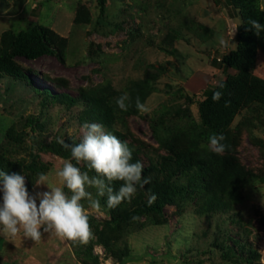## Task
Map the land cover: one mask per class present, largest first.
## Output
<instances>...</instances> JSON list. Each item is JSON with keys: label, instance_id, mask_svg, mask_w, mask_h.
I'll return each mask as SVG.
<instances>
[{"label": "rangeland", "instance_id": "rangeland-1", "mask_svg": "<svg viewBox=\"0 0 264 264\" xmlns=\"http://www.w3.org/2000/svg\"><path fill=\"white\" fill-rule=\"evenodd\" d=\"M258 4L264 10V0ZM239 22L224 0H105L102 13L96 0H0V55L28 81L0 74V158L25 177L30 195L50 190L36 184L41 173L57 186L55 173L65 160L95 175L71 154L62 158L48 147L66 137L80 141L81 125L99 121L89 118L80 100L70 106L44 100L43 88L76 97L105 87L128 93L134 106L116 112L110 123L143 167L160 160L170 142L189 149L193 159H224L243 171L230 182L225 210L200 212L204 189L177 171L170 180L179 191L160 214L114 223L108 209L100 204L93 211L84 200L93 233L87 244L54 231L39 241L22 232L5 240L0 233V264H264V104L235 112L220 132L226 146L221 153L212 150L198 113L201 91L235 72L211 60L234 48ZM33 26L49 30L56 54H10L12 37ZM251 73L264 80V37ZM137 97L149 112L138 111ZM150 173L155 179L161 174L159 168ZM88 191L99 199L95 188ZM143 197L135 194L120 208Z\"/></svg>", "mask_w": 264, "mask_h": 264}, {"label": "trees", "instance_id": "trees-1", "mask_svg": "<svg viewBox=\"0 0 264 264\" xmlns=\"http://www.w3.org/2000/svg\"><path fill=\"white\" fill-rule=\"evenodd\" d=\"M224 2L236 9L239 16L240 22L236 26L235 46L221 54L217 60L212 59L211 61L222 69L232 68L235 72L226 74L216 84L208 85L201 91L202 99L198 103L200 124L204 131L211 133L210 136L221 134L240 107L253 102L264 104V80L251 73L256 47L264 37V30L256 34L249 23L250 20L255 19L264 24V10L259 7L258 0H224ZM104 4L105 0H96L99 13H102ZM11 40L9 46L12 55L33 59L44 54H56L50 43L49 30L42 26H33L27 31L18 32ZM0 74L27 81L24 72L14 66L4 53L0 55ZM221 84H223L222 88L219 87ZM214 92L222 93L218 100H213ZM39 93L44 100L61 102L67 106L73 105L77 100L82 101L89 118L99 121L110 133L120 137L110 122L114 119L116 112L122 111L115 103V99L121 94L109 87L82 93L77 97L63 91L50 93L47 88L40 89ZM131 106H134V103L129 104V107ZM196 133L201 134L199 131ZM6 134L8 136V133ZM9 136L12 137V135ZM62 140L69 145L80 142L69 137ZM163 145L167 153L161 156L160 160L150 161L143 167V176L150 175L151 182L144 187L137 186L136 194L139 197L143 194L142 200H136L130 208H120L118 205L109 209L107 197H99L100 204L109 211L111 222L118 223L149 213L160 214L164 204L173 197L175 192L179 191L173 187L170 180L174 172L177 171L185 172L189 181L194 182L196 186L201 184V188L204 189L205 193L198 203L200 212L222 211L229 207L232 190H229L228 187L235 178H242L243 171L240 166L224 159H213L210 156L203 160L193 159L189 149L179 148L170 142H165ZM48 148L62 158L71 154L70 148H65L58 142H53ZM137 161L138 158L132 151L131 162ZM156 168H159L161 172L158 179L153 178L150 173ZM0 171L7 174L14 172L10 163L1 158ZM122 183L123 181H113L111 186L115 191ZM26 187L28 189L27 185ZM153 194L156 198L149 203V198ZM251 252L253 255L256 254L255 251Z\"/></svg>", "mask_w": 264, "mask_h": 264}, {"label": "clouds", "instance_id": "clouds-1", "mask_svg": "<svg viewBox=\"0 0 264 264\" xmlns=\"http://www.w3.org/2000/svg\"><path fill=\"white\" fill-rule=\"evenodd\" d=\"M251 29L258 34L264 30V24L258 20H250ZM233 35V34H232ZM222 44L226 41L221 40ZM223 87V84L219 85ZM222 93L214 92L213 100H218ZM130 97L123 93L115 99L122 111H127ZM136 108L147 113L150 108L136 99ZM82 138L79 143L69 145L58 139V143L70 148L71 157L77 163L84 162L95 175L82 172L71 160H65L55 175L57 186H49L48 175L41 173L37 185H47L49 191L30 195L26 187L25 177L19 173L7 174L0 171V233L7 237H16L21 232L25 238L39 241L50 231L59 238L87 244L92 238L89 224V208L99 212V199L93 197L89 188L96 189L97 197H107V207L115 208L124 201L131 200L137 192V186L144 187L151 182V176H143V165L132 163V150L127 143L117 136L106 132L99 123L81 125ZM222 134L209 136V144L216 153L225 149ZM113 181H123L118 190L111 186ZM67 189L66 193L64 189ZM68 193H71L69 195ZM153 194L149 203L155 200ZM37 200L39 203H37ZM87 200L89 208L81 201Z\"/></svg>", "mask_w": 264, "mask_h": 264}, {"label": "crops", "instance_id": "crops-1", "mask_svg": "<svg viewBox=\"0 0 264 264\" xmlns=\"http://www.w3.org/2000/svg\"><path fill=\"white\" fill-rule=\"evenodd\" d=\"M29 194H30V192H29ZM0 197H2V193H0ZM10 238H11V237H7V238H5V240H6V239H10ZM5 240L3 239V240L0 241V245H1V246H0V255H1V250H2V244H1V243H3V241H5ZM0 258H1V256H0Z\"/></svg>", "mask_w": 264, "mask_h": 264}]
</instances>
